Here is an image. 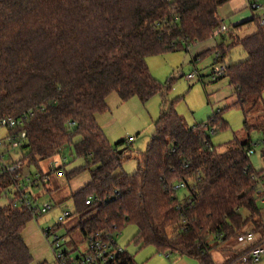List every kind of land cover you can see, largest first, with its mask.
Returning <instances> with one entry per match:
<instances>
[{
    "label": "trees",
    "instance_id": "16d2710c",
    "mask_svg": "<svg viewBox=\"0 0 264 264\" xmlns=\"http://www.w3.org/2000/svg\"><path fill=\"white\" fill-rule=\"evenodd\" d=\"M229 1L0 0V120L35 113L22 129H8L5 139L25 132L15 150L37 166L74 148L85 164L55 171L63 170L68 181L90 174V182L70 197L75 215L88 217L77 226L84 237L135 225V244L198 264H216L212 249L238 241L249 226L264 237L258 205L264 171L256 172L247 155L255 145L235 143L219 152L211 136L228 128L220 113L186 128L176 102L169 104L131 176L122 171L125 141L112 145L97 121L114 93L143 104L157 94L164 97L168 88L154 79L147 59L188 52L212 39L222 23L219 10ZM252 22L257 31L235 44L247 59L227 66L220 78L229 80L245 116L264 100V26ZM226 37L207 52L217 56L214 64L234 46L225 47ZM17 182L0 171V201L7 198L0 207V264L34 263L23 238L34 217L19 202L24 193ZM181 183L182 199L174 190ZM125 263L134 264L129 253Z\"/></svg>",
    "mask_w": 264,
    "mask_h": 264
},
{
    "label": "rangeland",
    "instance_id": "374dc122",
    "mask_svg": "<svg viewBox=\"0 0 264 264\" xmlns=\"http://www.w3.org/2000/svg\"><path fill=\"white\" fill-rule=\"evenodd\" d=\"M249 1L257 2L264 7V0ZM235 2L240 6L243 4L242 0H234L230 5L232 6ZM248 11H250L249 8ZM250 13L254 19L259 20L264 17L263 9L250 11ZM223 23L229 28L228 36L230 35L226 37L225 47L234 46L229 48L222 63L214 64L215 54L209 55L211 52L196 62V59L191 57L192 47L188 52L180 50L149 57L147 64L152 76L159 85L165 89L168 88L165 96L157 94L143 104L136 97L124 102L114 93L108 98V111L97 115L98 124L112 145L125 141L121 150L127 149L124 151L127 160L122 165V171L127 176L136 172L137 157L146 151L155 132V123L162 110L172 102H176L175 110L183 119L186 128L206 124L215 114L220 113L222 119L228 124V128L212 134L213 145L219 152H223L235 143L252 141L255 145V153L250 156V163L256 172L264 171V161L261 157L264 148V100L248 116H245L234 90L229 85V80L223 78L214 82L211 79L213 68L229 66L247 59L243 48L235 44L239 39L253 35L257 31V26L253 22L249 23L239 33L233 28L229 18ZM210 40L222 42L221 37ZM195 71L198 72L195 78L189 80L187 76ZM7 135L8 129L0 128V141L5 142ZM131 137L134 138V142L129 144L128 139ZM4 147L2 146V151L6 160L9 156H12L14 161L22 159V153L13 149L6 151ZM62 156L57 162L64 165L66 172H71L85 164L82 159L76 157L73 147H66ZM54 161L41 162L37 166L30 164L27 160H21L19 162L21 168L15 175L18 176L17 185L24 187L37 208L40 209L48 204L53 207L47 214L39 213L38 217L28 223L23 232L24 241L34 260L33 264H55L53 250L44 235V230L56 227L64 212H70L72 216L65 220L64 227L57 233L66 240H70L72 243L69 247L75 246L77 252L85 250V237L77 226L88 217L82 218L75 215L70 197L90 182V174L86 171L68 181L64 174H58L51 167ZM10 163L13 162L9 161ZM30 182L33 185H30ZM184 194L185 190L182 189L178 192V197L182 199ZM6 204L7 198L0 201V207ZM137 233L138 228L135 225H129L119 233L118 237L119 245L133 257L134 264H198L186 257L159 254L152 246L141 247L135 244ZM211 243L213 244V241ZM225 249L222 245L212 249L211 254L217 264L226 262L228 251Z\"/></svg>",
    "mask_w": 264,
    "mask_h": 264
},
{
    "label": "built area",
    "instance_id": "2783aa9c",
    "mask_svg": "<svg viewBox=\"0 0 264 264\" xmlns=\"http://www.w3.org/2000/svg\"><path fill=\"white\" fill-rule=\"evenodd\" d=\"M248 8L251 11H257L260 9L264 10L262 5H259L257 2H250ZM261 26H264V17L259 19ZM229 33V28L222 22L221 26L214 31L212 38L222 37ZM227 66H217L213 68L211 73L212 81H217L226 74ZM198 72L195 71L193 74H189L187 78L192 80L195 78V74ZM34 112L31 111L27 115L22 117L13 118L4 116L0 120V128H7L9 130L22 129L26 122L34 117ZM26 139V133L22 132L19 136L8 137L6 139V144L10 145V149H17L21 140ZM134 142V138H129L128 143L131 144ZM4 142L0 141V171L2 174L16 175L21 168L20 163H10L6 160V156L2 151V146L5 145ZM10 147V146H8ZM5 149V147H4ZM255 153L254 150H250L247 155L250 157ZM61 163L54 161L51 163V167L58 169ZM16 179L18 176H15ZM258 192L261 195L264 193V175L258 179ZM21 186H19L18 192L24 193L20 196L19 202L26 206V208L33 214V217H38V214L41 215L47 214L50 212L53 207L51 205H45L42 208H37L32 201V198L28 195L27 191ZM185 188V184L181 183L174 187L175 191H180ZM24 191V192H23ZM260 201L262 198L260 197ZM91 200L86 202L87 205L91 204ZM70 212H64L60 218L58 225H63L65 220L71 217ZM44 235L49 241V244L53 250L55 264H126V249L119 245L118 237L119 232L113 229V231L105 232H96L85 237V250L83 252L71 251L66 246V239L61 237L56 230V227L49 228L44 230ZM239 243H246L247 249L234 257L231 258L227 264H260L264 262V237L258 233L251 231H246L238 237ZM230 260V259H229Z\"/></svg>",
    "mask_w": 264,
    "mask_h": 264
},
{
    "label": "crops",
    "instance_id": "0c3cea01",
    "mask_svg": "<svg viewBox=\"0 0 264 264\" xmlns=\"http://www.w3.org/2000/svg\"><path fill=\"white\" fill-rule=\"evenodd\" d=\"M233 1L234 0H230L228 3H226L224 6H222L220 8V10H219V18H220V20L222 22H225L226 19L229 18L230 22L232 23L233 28L236 30V32L240 33V31L243 29V27L245 25H248L254 18H253L252 13H250L251 10L249 9L250 11H248V4L250 3L249 0H242V3H243L242 6H240V4L236 3V2L231 6L230 4ZM237 26H240V27L236 29L235 27H237ZM219 44H221V43H218V41L209 40V41H207L205 43L194 45V46H192L191 57H193L194 60L196 59V62H197L199 60V58L201 59V58L204 57L205 53H207L208 51H211L212 49H214ZM209 55L214 56V53H210ZM215 57H217V56L215 55ZM219 63H222V62L220 61ZM62 155L58 159H61L63 157ZM58 159H56L55 161H57ZM60 166H62V165H60ZM63 172L64 171L61 170L60 172H58V174H63ZM29 184L33 185L32 182H30ZM260 197L262 198V201H260V199H259L258 205H259V207L261 209L262 218L264 220V193H262L260 195ZM63 227H64V225L61 226V229ZM251 230H252V227L249 226L245 230V232L246 231H251ZM71 243L72 242L70 240H66V246H68V249H70L71 251H77L75 246L74 247H69L71 245ZM222 247L226 248V251H228V253L226 254L227 255V257H226L227 260L226 261H228L229 259H231L235 255L245 251L247 249V244L246 243H239L238 241H236V242L232 243L231 245H225L224 244V245H222ZM213 260H214V258H213Z\"/></svg>",
    "mask_w": 264,
    "mask_h": 264
},
{
    "label": "water",
    "instance_id": "95a60500",
    "mask_svg": "<svg viewBox=\"0 0 264 264\" xmlns=\"http://www.w3.org/2000/svg\"><path fill=\"white\" fill-rule=\"evenodd\" d=\"M120 154H122L123 153V150H120V152H119Z\"/></svg>",
    "mask_w": 264,
    "mask_h": 264
}]
</instances>
